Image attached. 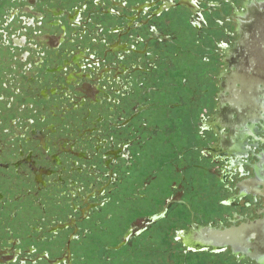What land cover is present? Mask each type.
I'll use <instances>...</instances> for the list:
<instances>
[{"label": "flooded vegetation", "instance_id": "flooded-vegetation-1", "mask_svg": "<svg viewBox=\"0 0 264 264\" xmlns=\"http://www.w3.org/2000/svg\"><path fill=\"white\" fill-rule=\"evenodd\" d=\"M237 75H264V0H0V264H264L259 235L206 245L264 219V110L230 115ZM184 106L208 165L249 179L223 212L178 167L143 193L168 166L154 135L203 159L169 142Z\"/></svg>", "mask_w": 264, "mask_h": 264}, {"label": "water", "instance_id": "water-1", "mask_svg": "<svg viewBox=\"0 0 264 264\" xmlns=\"http://www.w3.org/2000/svg\"><path fill=\"white\" fill-rule=\"evenodd\" d=\"M234 80L240 81L238 83L241 84L242 88L241 95L238 96V99L234 98L233 100V110L230 111V115H237L240 117L246 114L253 119L254 116L258 115L262 108L264 110V100H262L263 102L261 101L262 98L259 100L256 94L259 92V95L264 98V75L257 77L237 75ZM245 103L247 104V109L244 108ZM233 141L236 142L234 139ZM217 154V160L216 156H212V166H209V161L205 159L201 166L188 180L191 182L194 180L196 187L195 191H193L194 187H192V185H185V197H191L192 199L193 194L194 196L200 195L201 200L199 205L196 204V206L201 207L202 213L209 214L214 212H223V207L225 206H223L222 203L224 202L237 204L240 201L238 199H241L240 191L236 190L237 185L242 184V181L244 180H249L247 179V174L243 175V173L237 174L236 172H229L231 167L225 166L226 163L230 166L231 162L236 159L235 157L231 155L223 156L221 153ZM240 168L242 171L243 167L241 166ZM262 196L264 197V192L262 193ZM243 197H245V195ZM250 201V204H253L251 198ZM194 205L195 204H193V206ZM227 206L229 205H226V207ZM227 232L228 233H225V231H223L222 233L218 232L214 234L212 239H210V242L206 245L210 246L214 244V240L218 238L219 240L224 239L226 241L224 244L226 245H239L244 243L245 246H252L250 244L251 241L259 239V236L264 239V219L256 222H250L237 228L233 227ZM210 236L211 235H209V238ZM157 260L162 261L161 258H158Z\"/></svg>", "mask_w": 264, "mask_h": 264}, {"label": "rangeland", "instance_id": "rangeland-1", "mask_svg": "<svg viewBox=\"0 0 264 264\" xmlns=\"http://www.w3.org/2000/svg\"><path fill=\"white\" fill-rule=\"evenodd\" d=\"M220 64V63H219ZM223 74L224 72L222 71L221 67L218 66V71H217V75L218 77L216 81H220L223 78ZM216 81H214L216 83ZM220 84V83H219ZM217 94L220 96L222 94L220 88L218 87L217 89ZM159 96H161L162 100L163 98H166V94L165 93H161ZM186 96V97H185ZM185 106L187 104V97H189V93L186 90L185 91ZM183 107L181 109H176L174 112L175 114H181V112H183V118L181 119V122L179 124V119H174L171 116L169 117L170 122H169V128H170V133H169V142L172 143V141L178 145V149L181 153H184L186 151V149H190V147L192 148L193 146H196L197 151L199 149H202L203 151V159L200 160V162L197 164V152L195 150H189L184 154V158L181 159L180 161L177 159V157L175 156V152L173 153L172 150L173 148L171 146H169V144L164 143V151L161 150V140H162V136L161 134H157L154 135V146L152 147L153 150L156 152V156L162 153H166L168 158V166L165 167V169L159 173L157 172L158 175H156L157 178H155V181L153 182V184L147 188L143 193L146 196H153L154 197V193L152 191L151 188H154L155 186H160V187H164L168 186V180L172 181V180H177L179 178L178 176V172L176 170V167H178L177 169L180 170H184V175L186 177V181L188 182V180L192 177V175L196 172V170L201 166V164L205 161L204 158H207L209 156V152L206 151L209 147L207 145L208 142H203L201 140V138L198 139V137L195 134V124H196V109L193 111V109L191 108H186ZM190 107V106H189ZM179 112V113H178ZM205 110L203 109V114H204ZM171 113V112H170ZM169 113V115H170ZM168 115V116H169ZM157 118L162 117V114H158L157 116H155ZM181 117V116H178ZM205 117V116H203ZM173 127H178L180 130L177 132L176 129H173ZM220 133H224L225 130L224 129H219ZM208 141H211V138L208 137ZM189 147V148H188ZM197 165H199L198 167H196ZM194 166V167H193ZM174 168V169H173ZM180 179H178L179 181ZM162 192L163 191H159ZM158 192V193H159ZM140 201V200H139ZM143 210L142 212H145V208L147 209L149 207L145 206V205H139ZM156 205H154L153 209L151 211L155 212L157 211Z\"/></svg>", "mask_w": 264, "mask_h": 264}]
</instances>
